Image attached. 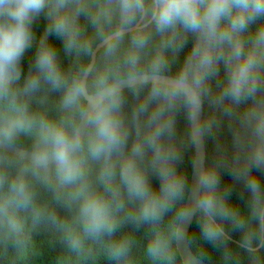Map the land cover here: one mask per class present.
<instances>
[{
    "label": "clouds",
    "instance_id": "1",
    "mask_svg": "<svg viewBox=\"0 0 264 264\" xmlns=\"http://www.w3.org/2000/svg\"><path fill=\"white\" fill-rule=\"evenodd\" d=\"M41 16L47 23L37 39L33 23ZM82 16L102 45V60L87 81L62 68L48 39L60 38L66 54L88 55L92 40L82 30ZM153 34L158 40L149 52ZM187 34L194 43L171 73L167 53L182 48ZM34 41L32 65L22 79L21 57ZM219 63L225 78L213 92L209 79ZM125 83L134 94L144 92L132 108L135 139L127 153ZM42 85L60 91L58 120L29 107L28 98ZM88 89L82 141L78 123ZM205 99L213 111L200 121ZM181 104L197 124L194 134L214 140L215 158L197 178L201 238L220 250L221 264H264V182L255 174L264 172V0H0V141L10 143L21 133L34 137L30 161L11 177L0 174V259L25 264L34 248L31 233L47 228L65 250L61 264H84L94 245L113 264H135L131 239L115 235L127 220L151 229L144 248L149 264H173L160 222L185 183L171 142ZM222 125L226 141L218 139ZM145 157L158 177L156 188L139 166ZM90 161L100 162L95 184ZM224 170L242 185L245 211L229 200L231 187L221 186ZM35 182L51 191L65 216L36 202ZM131 202L135 207L128 211ZM233 231L240 233L236 249L229 246Z\"/></svg>",
    "mask_w": 264,
    "mask_h": 264
},
{
    "label": "trees",
    "instance_id": "2",
    "mask_svg": "<svg viewBox=\"0 0 264 264\" xmlns=\"http://www.w3.org/2000/svg\"><path fill=\"white\" fill-rule=\"evenodd\" d=\"M79 22L81 24L82 30L86 36L91 37L92 49L95 47L96 43L100 39L95 35V31L92 28L90 22L84 18L80 17ZM47 21L43 16L39 17L33 23V32L38 39L44 31V27ZM49 42L55 45L57 49L58 60L62 68L68 73H83L89 58L88 55H81L79 57L72 53L66 54L63 49L62 42L60 38L49 35ZM158 40V37L153 34L148 51H151V45ZM128 43L127 36H125L122 46L126 47ZM194 43V37L192 34H187L185 37V43L183 47L177 52L172 53L169 51L167 54L171 60L170 72L175 73L178 68L183 64L185 57L189 53L192 45ZM36 43L34 41L33 45L26 49L25 53L21 57V69H22V79L25 74H27L29 68L32 65L34 53H35ZM102 60V47L96 53V59L94 65H97ZM93 65V66H94ZM90 78V73L87 76L86 81ZM124 78V77H122ZM225 78V68L223 63L217 65V72L214 76L209 79V86L213 92L218 91V85L222 84ZM91 93V90H87ZM122 92V106L121 112L125 118V124L128 127V138L124 145V152L127 153L132 141L135 139V129L133 124L130 122L132 108L139 100L143 97L144 92L141 91L139 94H134L131 86L121 89ZM60 96L59 90H49L46 85H42L39 91L28 98L29 107L32 111L38 113H44L48 118L53 120H58L61 116L60 110L58 108V98ZM85 105V99H82L81 109L83 111ZM212 107L209 105L207 100L202 101V118L205 119L207 116L212 114ZM81 120V119H80ZM174 121H175V131L171 142L176 146L179 152V159L175 162V168L179 174L184 177V188L182 193L172 202L168 210L165 212L161 222L160 227L165 232L169 238L170 246L173 250V264H183L177 253L175 247V229L176 225L182 211V207L185 202V197L188 192L190 174L192 170L193 158H194V146L190 129V120L187 118V110L181 104L174 111ZM88 133V127L82 141L86 138ZM204 145H205V161L204 166L212 162L215 158V148L214 140L210 136L203 135ZM218 139L226 141L228 139V133L226 128L222 125L220 132L218 134ZM13 145L25 148L27 150L33 151L34 147V137L27 134H19L12 142ZM112 161L117 164L119 162V155L113 154ZM27 161L19 156L11 154L7 151L0 149V174H5L9 177L15 175L20 165ZM99 161L89 162V179L96 183V172L99 167ZM139 166L145 170V173L149 179L151 185L156 188L159 185L158 177L152 171L149 159L145 157L138 161ZM262 182H264V172L257 171L255 173ZM29 179H32L29 177ZM221 186H230L231 193L229 195V200L237 205L242 211L246 210L245 200L246 193L243 192L242 185L238 182L232 180L231 176L226 170L221 171ZM34 193L35 200L38 204L48 207L55 208L58 216H65L67 214L66 210L56 205L52 200L51 191L45 189L38 182L34 183ZM135 207V202L127 203L126 210L131 211ZM121 216L124 212L120 213ZM151 229L146 225L137 226L134 223L124 220L119 226L116 237L125 236L132 241V256L135 264H149L144 258V248L151 236ZM231 241L229 246L236 249V242L239 240L240 233L233 231L230 233ZM31 238L34 243V248L31 253H29L25 264H61L62 259L65 255V250L61 241L58 239V234L47 228H40L37 231L31 233ZM189 246L192 251L208 264H221V253L220 250L204 241L200 236L199 227V217L195 214L194 219L190 225L188 235H187ZM0 264H8L7 260L0 259ZM69 264H78L77 261L73 260ZM84 264H113V262L107 260L99 245L93 246V255L84 261ZM246 264V262H244Z\"/></svg>",
    "mask_w": 264,
    "mask_h": 264
},
{
    "label": "water",
    "instance_id": "3",
    "mask_svg": "<svg viewBox=\"0 0 264 264\" xmlns=\"http://www.w3.org/2000/svg\"><path fill=\"white\" fill-rule=\"evenodd\" d=\"M102 47L101 42H97L95 47H93L89 61L83 71L85 80L87 79L88 74L90 73V68L94 65L95 59H96V53L97 51ZM125 79V78H121ZM127 83L123 84L121 86V89L125 87H129ZM92 93H89L86 91L85 96L83 97L85 99V105L83 108L84 115H81V120L78 123V129L80 131L81 140L83 139L88 124H87V116L86 112L88 109V97ZM202 118V104H201V110L199 115V120L201 121ZM190 129H191V135L193 140V146H194V158H193V164H192V170L190 174V180H189V187L188 192L185 197V202L182 207V211L180 213L176 229H175V247L177 250V253L181 259V262L183 264H208L206 261H204L202 258L198 257L191 249L188 243L187 235L190 228V225L194 219V216L196 214V208H195V201L198 197V194L200 192V186L198 184V173L201 170V168L204 166L205 161V145H204V137L203 135H195V128L197 127V124L190 121ZM0 149L7 151L11 154H14L16 156H19L23 159H26L27 161H30L31 159V153L32 151L27 150L25 148L13 145L11 143L0 141Z\"/></svg>",
    "mask_w": 264,
    "mask_h": 264
}]
</instances>
